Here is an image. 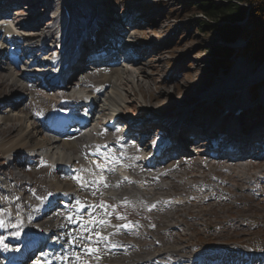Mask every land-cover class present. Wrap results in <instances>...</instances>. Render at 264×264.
I'll use <instances>...</instances> for the list:
<instances>
[{
    "label": "bare ground",
    "instance_id": "1",
    "mask_svg": "<svg viewBox=\"0 0 264 264\" xmlns=\"http://www.w3.org/2000/svg\"><path fill=\"white\" fill-rule=\"evenodd\" d=\"M32 1L34 2L35 0ZM81 1L83 0L61 1L63 4L59 7V10L60 8L63 9L67 6L63 9L64 12L59 14L58 19H56V15L58 14L53 15V17L50 18V21L54 19L51 28H43L44 31L36 29L35 32L32 33V36L29 37L30 40H32L31 43L35 46L38 45L40 48L49 47V45H53L51 37L55 33L60 32V35L74 37L72 48L74 49L76 44L75 41L78 37V29L87 21V13L85 12L87 9L84 7V4L87 2L82 3ZM96 1L99 3V0ZM40 2L41 0H38L37 3H33L34 7ZM68 2L73 6L70 7ZM72 2H75V4ZM47 3L50 4L49 1H47ZM48 8L53 10L55 7L51 6ZM67 11L71 16L67 14ZM97 14H99L97 9L94 12L92 11V16H96ZM20 16L22 17V15ZM44 16L46 17V14ZM54 16L56 17L54 18ZM98 20L101 21L98 22ZM98 20L93 23V27L90 30L91 32L98 30L97 33L101 37L107 36V28L117 27L115 18L113 17L112 19L109 17L108 13L105 16L102 14V17L98 18ZM18 21L16 24L21 28L35 27L38 25V21L36 22L35 20H31L27 23L20 20ZM6 28V25L0 24V34L7 35V39L4 40V43L8 50H12L8 40L13 35L16 38L25 36L20 32H14L13 29L5 31ZM123 28L125 29L126 27ZM119 30L123 31V29ZM41 31H43V33ZM117 35L111 37V41L116 46H119L120 48L123 47L124 52H130V60L133 61V63L134 61L138 62V60L142 59V57L140 58L135 54L137 47H134L133 33L130 30L123 31V33L121 32ZM103 41L104 39H100V42L97 43L96 46L91 45L94 47L93 50H89V47L86 44L81 45L77 52L72 55V64L73 67H75L72 72L75 75L70 79L69 85L70 87L77 86L75 87L77 94L75 100H73L71 104H68L69 107L77 111L87 105V96H93L96 98L95 107L101 108V111L99 112L101 116L98 119H94L92 123L94 124V129L100 130L99 134L91 135L88 132H83L75 139L72 137L69 140H64L61 142L63 143L62 146H60L58 139H55V136L53 138L45 131L48 130V126L51 124V122H49L50 118L48 111L51 108L60 107L58 102L64 94L57 98L54 96L48 98L46 96L35 94L29 90L30 84L27 78H17L13 72V68L6 69L0 67L4 69V72L8 77L13 79L14 82L12 83L18 82L22 84V86H25V89H23V87L21 88L23 91H26L20 95L22 102L16 100L19 99L18 96L15 101L11 100L10 104L7 99L2 100L3 98L0 100V103L8 104L10 107L18 103L19 106H23L22 109L24 112L25 110L28 111H26L28 114H18L9 108L4 110L0 108L1 123L13 121L16 123L17 130V135L13 138L8 140H2L0 138V151H4L5 153L11 152L12 161H18V159H21L22 152L39 150L42 151L43 158H34L31 160V163H50L49 174H56L62 171L60 170L62 167H69L71 177H73L74 174L79 175L78 181L72 183L76 185L78 189H73L72 185H69V183L59 184L57 181L58 178L56 180L53 178L51 182L48 181L47 184L42 186L46 187V190L42 193L39 194L36 191H31V194L28 195L18 182H15V180L12 178L10 179L8 176L3 178V175L0 174V209L5 210L4 212H6L8 216L6 227L9 230V234H13L15 238L29 239L32 236L36 237L38 233H40V238H42L53 233L54 236H60L62 239H70L69 237H71V235L74 236L79 232L85 231L87 228H92L96 225L94 214L97 210H94L93 207L96 203L97 195L103 194L107 197L110 196L113 203H119L121 206L126 205L131 208V211L125 213L123 210H118L116 214L108 218L105 235L110 238L111 243L106 244L101 239L97 241L98 250L93 256L94 262L96 264H176L173 259L183 261L185 258L183 253H185L184 250L186 248L180 246L179 241L172 239L173 233H175L173 231L179 226L174 221L172 215L174 212V205L176 204H173V202L182 200L183 196L177 195V197H175L176 199L171 201V199L167 198L169 194L164 193V189L169 190L173 187L172 185L181 182V179H177L179 175L176 174V172H180V170L172 171V167H169L160 173L158 171L151 172L146 170V165L144 164L142 157L138 154L139 148L136 143L131 141V138L133 135H136L140 126L146 129L152 125L165 126L168 130H171V135H173V139L175 140L174 144L181 148V153L188 154L190 151L186 148V142L192 140L194 136H183L181 130L185 129L186 125L184 124H186V122L193 121L191 123L192 128L194 122L198 123L199 120H204L207 116L210 118L213 116H219L215 119L214 130H220L217 129L219 125H227V122H231L228 120L233 119L232 117L241 115L248 109L251 110L255 108L257 103H253V100L257 94L255 96L250 94L247 95L248 101L250 102L248 104H238L244 97H236V99L234 96L223 97V100L221 99V101L223 105L230 109V112L228 111V113H224L221 110V112L218 113L214 108V104H217V102H213L210 98V94H203V100H201L202 104L200 106L210 108V110H208L211 111L209 114L212 113L213 115L203 113L196 119L195 115H198V113L195 112L198 108L196 104L194 105L195 107L189 106L179 112L181 117H179L177 124L174 123L172 117L164 116L161 117L163 119H160L155 112L151 113L148 117H143L142 114L132 115L131 113V117H128L130 118L129 123H131L132 128H130L126 134H122L117 130H112L108 137L109 139L103 142L106 134L109 132L105 127V123L111 120H117L118 124H122L121 122H124L127 118L123 113L127 106H125L126 95L122 85L129 82L139 85L136 76L133 77L131 74V69L124 66L119 61L113 66H106L103 64V66L100 65L93 68L92 70L94 71L82 72V69H84L83 65L92 62L91 60L95 59L94 57L98 54ZM99 53L105 56L109 55L106 47H103ZM131 54L133 56H131ZM135 55L137 57L132 58L135 57ZM3 57L7 59L5 55H3ZM64 60L65 58L63 57V59L60 60V64H62ZM88 68H90V66ZM19 70L21 71V69ZM231 71L224 75L222 82H234L231 81L230 77L238 76L239 73H235L236 68ZM263 75L264 66L255 72H247L244 77L245 79L240 82L243 83L248 79H259L262 78ZM75 77L80 78L74 80ZM141 98L144 99L142 95ZM230 101L237 104V107H243V111L236 114L233 110L234 108L228 107L227 105ZM21 103H25V105H22ZM146 107H148V105L144 102V109ZM185 111H187V114H185ZM128 112H125V114ZM27 117L32 119L35 124ZM132 118L135 119L131 120ZM155 121L157 123H152ZM260 125H257L255 128L258 126L260 127ZM255 128H253L251 132H234L232 128L231 131L221 129L230 135V142H242V144L239 145V148L236 147V144L230 145L232 149L234 146V151L236 153L243 154L239 159H242L247 152L245 149L247 141L244 140V137L248 138L249 135L247 134L251 135V139L252 137H255L258 133V129ZM37 132L43 136L42 140H37ZM147 135L150 138L152 134L148 133ZM124 140H126V142H124ZM101 143H106L109 146V152H111L110 155L112 157L109 159L108 163H102L103 166H108L110 169V172L106 174L108 181H110V187L107 189H102L99 186L96 177L90 171H87L86 167H84V170L87 171L85 174L81 171L83 168V162H81L83 156L79 152L81 151L82 146L85 144H97L100 147ZM125 144L129 145H127L125 149H121V146H124ZM117 155L125 156L126 158L125 160L120 161L118 158L114 157ZM16 157L18 158L15 159ZM2 159L3 158L0 157V161ZM231 159L232 161H236L233 158ZM71 161H73L74 164L68 165L66 163ZM194 164L203 167L199 162H191V166ZM177 167H182V165ZM188 167L190 168V166ZM231 168L232 167L225 168L227 173L230 174L233 172L235 177L238 176L241 179L240 181L250 182L252 187H254L256 182L253 179H249L245 171L246 167L241 166L240 170H231ZM72 169H76V171L73 172ZM190 171H192V176L196 175L194 169ZM186 172L191 174V172ZM248 172L249 171H247V173ZM187 179H189V176H187L186 180ZM196 187L202 192L204 190L210 192L209 194L206 193L203 195L206 198L213 197L216 199L220 197V195L214 193L215 189L213 187L203 181L198 182ZM255 190L256 189L253 188L254 192ZM65 196H67V198H65ZM86 196H89L90 199L85 202L83 206L87 209L89 216L81 217L79 215L74 216L72 213L65 214L64 211L60 209V207H63V202L70 201L76 203V201L83 200ZM197 197L199 196H196V198ZM163 202L167 203V208L163 207ZM65 215L70 216V218H66ZM71 217H74L75 220H79L77 226L68 225V221ZM184 226L187 225L184 224ZM125 227H127L126 230ZM169 256L175 257L169 258Z\"/></svg>",
    "mask_w": 264,
    "mask_h": 264
},
{
    "label": "rangeland",
    "instance_id": "2",
    "mask_svg": "<svg viewBox=\"0 0 264 264\" xmlns=\"http://www.w3.org/2000/svg\"><path fill=\"white\" fill-rule=\"evenodd\" d=\"M51 1V4L53 5H50L49 7H55L53 10H50L49 8L47 11L45 8L40 9V11L44 14L47 12L46 17L48 18V21L51 20L50 18L53 17V15H56L55 13L58 15H56L57 17L54 16V18L56 17V19H58L59 14H61L62 11L61 8L59 10V7L63 4V2H61L63 0ZM107 1L109 3H113L110 5V8L112 14H114V17L117 18L118 22L121 23L122 20H124V24H118V26L127 27L128 30L133 33L134 47H137L135 54L140 58L142 57V59L138 60V62L134 61V63H123L126 67L131 69V74L133 77L136 76V79H138L139 83V85H136L132 82H129L122 85L126 95L125 106H127L124 111H130L127 114L123 112L124 115L129 116V113H132V115L142 114L143 117H148L151 113H153L154 110L156 112L167 114L176 112L179 106L181 107L183 104L192 100L196 101L198 93L205 89L206 86L216 85L218 82L222 81L223 79L221 76L226 74L223 72L231 71V69H224V66H222V68L215 65L214 58L216 55L211 49L213 44L217 43L219 39L217 37V32L213 30L210 31L207 28L203 31L200 30L201 23H203V20L207 19L205 15L199 11L196 6H194L195 2L198 0H129V2L131 1L130 3L128 0ZM81 2H87L84 4V7L87 9V11H85L87 13V21L81 27L84 29L90 20L92 11L95 9V4L98 3L96 0H83ZM72 3L75 4V2ZM119 3L122 6H120ZM69 6L72 7L73 5H70L69 3ZM22 9L24 10V7H22ZM34 14L35 13H30V15ZM27 19L28 18L26 17L20 16L17 17V20L15 18V21H26ZM53 20L54 19H52V21ZM15 21L11 20L10 23L12 22L11 24L16 31L25 32L30 29L17 26ZM100 21L101 20H98V22ZM48 24H50V22H48ZM45 25L46 23L42 22L39 26H41L40 28L43 29ZM43 31L41 32L43 33ZM121 32L123 33V31ZM15 40L16 39L13 37L12 43H15ZM244 42V39L241 38L237 42L233 43V48L235 51H239L238 53L235 52L233 58L235 57V62L239 58L242 59V63L251 69L247 72L252 73L263 67L264 62L259 64L258 61H255L252 58L251 54L242 55V47L244 46ZM77 50L75 52H77ZM2 66H6V64L3 63ZM84 69H82V71ZM91 71L94 70L88 68L83 72ZM235 73L240 72H237L236 70ZM240 74L241 75L238 74V77H230L231 81L235 79L234 81L240 84V81L245 79L244 77L246 73ZM12 82H14L13 79L6 75L4 69L0 68V100L2 98V100L7 99L9 104L11 103V100L15 101L18 96L20 99L21 93L26 92L23 91L25 86H22V84L18 82ZM21 87H23V89ZM263 90L264 86H261L257 91ZM38 91L42 92V89L39 87ZM141 95L144 99L141 98ZM258 95L259 94H257L253 100V103H257L255 108L251 110L248 109L241 115L232 117V120H228L231 122H227V125H219L217 129L231 131L232 128L234 132H251L253 128L262 123L260 127L258 126L259 128H255L258 129L256 136L252 137V139L250 138L255 145H258L259 152H257V154L259 155L261 152H264V140H260L261 136L264 134V92L261 95ZM144 102H146L148 105V107L145 109ZM248 103L250 102L246 96L242 98L238 104ZM21 104L25 105V103ZM227 105L228 107H237V104L231 101L228 102ZM22 107L23 106H19L18 103L16 105H12L11 107L8 104L0 103V108L2 110L9 108L18 114H28V111L25 110L24 112ZM208 110H210V108L198 106V108L195 110L198 115H195V118L197 119L203 113L209 114L211 111ZM185 114H187V111H185ZM209 115L213 114L211 113ZM168 117H172L174 123L177 124V121H179V117L181 116L178 112L172 115L169 114ZM217 117L219 116H213L212 118L207 116L206 119L199 120L198 123L194 122L192 128L191 123L193 121L186 122V124H184L186 125L185 129L181 130L183 136L192 135L195 138L196 135H214L216 132V130H214V124ZM238 120H244L248 122L249 127H239L237 124ZM152 123L157 122L155 121ZM208 130H211L212 133H209ZM224 133L227 132L224 131ZM16 135L17 130L15 122L8 121L1 123L0 120V138L2 140H8L15 137ZM247 135L251 137L250 134ZM36 138L39 141L43 139V136L37 132ZM205 138H203V142H206L208 145L210 142H207L206 140H208L209 137ZM228 140L231 141V138ZM61 142H59L60 146L63 145ZM202 144V142L198 141V143L195 145L200 151L206 152L207 146L201 147ZM245 146L247 152L245 153L244 157H246V154L248 153L249 143L247 142V145ZM5 154L6 153L4 151H0V157L3 158L0 162H3ZM200 156V154H192L191 157L192 160H201L203 156ZM251 158L252 156L250 159ZM182 161L184 160L182 159ZM238 162L239 161H233L235 164ZM5 163H7V161ZM223 165V163L218 162L212 167L209 166L211 170L206 171L205 173H201L203 168L196 165L194 167L197 171L196 174L202 175L201 178L195 176L190 179L188 183L179 182L178 184H175L173 190L164 191H171V193L182 195L184 199L187 198V196L200 194L199 191L192 187V185H189L190 182L196 185L199 181L201 182L202 180H205L204 183L209 184V186L215 189L214 193L220 195V197H218L219 199L216 198V200L213 197L207 198L209 201L201 198L204 196H200V200H193L194 202H198L197 205L195 204L187 208L179 206L178 208L180 210L177 211L175 215L173 212L172 215L177 225L182 226L184 223L189 225L188 229H186L185 226V229L181 227L183 231H180L175 235V238L180 241L181 246H207V244L234 245L235 243L250 244L252 246L264 245V195L261 196V198L248 194L245 191L244 181H240L241 179L238 176L235 177L233 172L232 175L229 173V175L224 173ZM243 165L244 164L239 165L240 167L236 166L234 170H240L241 166ZM260 166L264 169V154L263 157L260 158ZM7 171H10L11 177L8 175L10 179H20L19 181L21 183H18L28 195L31 194V191H36L39 194L42 193L43 191H39L42 189L41 186L47 184L48 181L51 182V179L54 178V176L49 174L48 165H40L38 163L27 164L26 166H17L15 163H12L8 166ZM245 171L247 174V171L250 170L245 169ZM21 175L27 177V179H29L28 182L27 179L23 180L24 178H19ZM189 175L190 174L188 173V176ZM213 175L215 176L213 177ZM215 177H218V180L225 182V184L219 185L221 188H223V190L220 192L225 194L224 197L223 194H219V192L216 190V188L219 186L213 185L218 183L214 180ZM57 178L59 184H63V182L67 184V177L58 175V177H55V180ZM22 181L27 182L24 184L25 188ZM31 183H35L34 186H31ZM69 185L72 184L69 183ZM43 188L46 190V187ZM73 188L77 189L76 186H73ZM260 190L262 191L261 193L264 194V185H260ZM225 192L229 193L226 194ZM230 196L233 197L228 199ZM220 198L222 199L220 200ZM114 208L118 210L125 209L124 211L126 213L128 212L126 206H121L120 204H115ZM241 223H243V226H240Z\"/></svg>",
    "mask_w": 264,
    "mask_h": 264
},
{
    "label": "trees",
    "instance_id": "3",
    "mask_svg": "<svg viewBox=\"0 0 264 264\" xmlns=\"http://www.w3.org/2000/svg\"><path fill=\"white\" fill-rule=\"evenodd\" d=\"M194 6L207 19L201 23V31L213 30L218 39L226 42L242 37L246 40L243 53L251 54L259 62L264 60V0H198ZM244 20L245 23L239 22ZM211 50L217 56V67H228L235 54L231 46L218 41Z\"/></svg>",
    "mask_w": 264,
    "mask_h": 264
}]
</instances>
